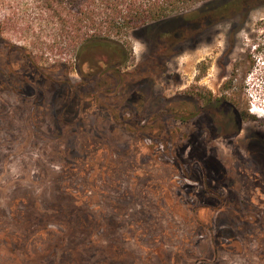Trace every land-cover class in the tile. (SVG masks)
I'll return each instance as SVG.
<instances>
[{
    "label": "rangeland",
    "instance_id": "rangeland-1",
    "mask_svg": "<svg viewBox=\"0 0 264 264\" xmlns=\"http://www.w3.org/2000/svg\"><path fill=\"white\" fill-rule=\"evenodd\" d=\"M45 6L0 0V264H264V1L170 52L129 32L122 81Z\"/></svg>",
    "mask_w": 264,
    "mask_h": 264
},
{
    "label": "trees",
    "instance_id": "trees-1",
    "mask_svg": "<svg viewBox=\"0 0 264 264\" xmlns=\"http://www.w3.org/2000/svg\"><path fill=\"white\" fill-rule=\"evenodd\" d=\"M56 1L59 10L54 11L51 0H45V8L54 12L59 19L62 44L75 47L79 66L100 68L104 65L108 67L106 71L112 70L115 78L122 81L124 75L121 69L130 59V53L122 38L129 32L141 28L149 29L146 36L156 33L165 44L164 49L170 52L186 40L187 35L201 32L231 12L245 9L250 11L255 3L262 0ZM199 4L203 6L187 13L190 8ZM43 14L45 15L44 12ZM156 25H161L160 30H152L151 27ZM225 87L230 89L231 82H227ZM205 100L209 109L219 112L224 123L234 125V133L238 135L244 116L236 106L225 97L213 98L210 95ZM200 113V110L196 111L193 116ZM248 140L259 145L264 153V132H255Z\"/></svg>",
    "mask_w": 264,
    "mask_h": 264
},
{
    "label": "flooded vegetation",
    "instance_id": "flooded-vegetation-1",
    "mask_svg": "<svg viewBox=\"0 0 264 264\" xmlns=\"http://www.w3.org/2000/svg\"><path fill=\"white\" fill-rule=\"evenodd\" d=\"M158 26H161V25H156V26H153V27H151V28H152V30H153V29H155V28L158 27ZM148 31H149V29H146V30H145V34H147ZM196 45H197V44H196ZM196 45H195V46H196ZM195 46H194V47H195Z\"/></svg>",
    "mask_w": 264,
    "mask_h": 264
}]
</instances>
